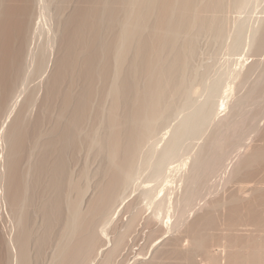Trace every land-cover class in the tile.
<instances>
[{
  "label": "bare ground",
  "instance_id": "6f19581e",
  "mask_svg": "<svg viewBox=\"0 0 264 264\" xmlns=\"http://www.w3.org/2000/svg\"><path fill=\"white\" fill-rule=\"evenodd\" d=\"M247 3L0 0V175L6 178L5 185L0 183V202L15 222L11 244L0 239L1 264H112L143 219L148 229L156 231L160 224L165 232L182 231L202 201L206 212L195 226L220 250L217 255L210 245L200 244L203 260L198 263L264 264V144L261 139L255 147L244 143L260 128L264 114V69H258L262 72L247 96L230 106L209 135L202 133L207 135L203 144L187 156L191 164L172 166L180 194L173 198L170 180L154 188L142 184L145 190L124 205L146 148L159 140L179 100H190L200 41L220 39L226 10ZM48 21L53 24L47 29ZM259 31L254 44L264 53V20ZM249 103L253 109L246 108ZM207 112L196 113L192 124L186 120L184 131L196 135L198 126H209ZM174 134L165 152L180 149L179 131ZM158 161L157 166L165 162ZM228 171L225 181L233 187L235 182L237 191H230L226 201H207L213 180ZM145 210H152L146 218ZM188 240L189 249L196 240ZM178 245L166 253L188 264V249L183 252Z\"/></svg>",
  "mask_w": 264,
  "mask_h": 264
},
{
  "label": "rangeland",
  "instance_id": "374dc122",
  "mask_svg": "<svg viewBox=\"0 0 264 264\" xmlns=\"http://www.w3.org/2000/svg\"><path fill=\"white\" fill-rule=\"evenodd\" d=\"M247 1H248V3L245 4V6L246 5L247 6L243 7L244 10L241 9V7L239 8V7L233 6V7H230L229 9H227L228 11L226 10L227 13H225V15L223 14L224 15L223 16L224 24H226V25H224V33L220 39H214L213 40V38L206 36V37H203L202 40L200 41V43H199L200 47L198 48L199 51H198V53L194 59V62H193V74L191 76L192 78H191L189 84L191 82L192 83L190 86L188 85V88H189L188 90L190 92V100H189V96H188L189 101L187 100V98L185 100L186 96L185 97L183 96L182 98L184 100L183 99L179 100L178 104H180V105H177V106H179L178 108L176 106V108H177V110H175L176 112L174 111L173 116H171L170 119H168L167 122L164 123V125H163L164 127H162V129H160L161 131L159 130L160 135H158V136L163 138L164 134L165 135L167 134L166 136H164L166 140L163 139L162 141H159L160 140V137H159L158 138L159 143H158V141L152 142V144H150L149 147L146 148L145 154H144V161L141 162L142 165L140 164L139 171H138V177H136V182H134V185L132 188L134 191L131 189L133 192L131 191L132 193H130V191H129V193H127V195L130 194L131 196L127 199V201L124 205L136 200L139 197L140 192L145 190V188L143 186L150 184L149 186L154 188L157 184L159 186L163 182L165 183L166 180H170V181L174 182L173 185L169 184V186H170L169 188L171 190L170 193L173 194V198H175V196L177 194H180L181 191H183V189L181 188L182 186H180L181 184L177 180L178 176L176 177V174L178 175V173H175V174L171 173V169H173V167H176V166H179V168H181L180 166H184L186 163L189 165L191 164L192 160L190 159L191 161H189L187 156L189 155V153L192 155V153L199 150L200 146L204 142V139H206L205 137H207V135H203V134L208 133V135H209L211 133V131L213 130V128L215 127L214 124L215 123L217 124V121L219 120V118L221 119V117L229 114V112L231 110L230 106H232V104H234V102L236 103L239 100H242V98H244L243 96L246 97L247 94L250 92L249 90H251V87H253L254 82L257 81L256 79H258V77L260 76L259 75V74H261L260 72H262L263 71L262 69H264V67H263L264 66V53H262L263 51H260L261 53L258 52L256 50V44H254V43L260 35L259 30H260V27H261L262 22L264 20V0H247ZM239 9L241 11H238ZM261 19H263V20H261ZM52 24H53V22L51 23V21H48L47 29ZM240 31H241V33H240ZM51 34H52V32L49 33V35H51ZM46 35H47V33L45 34V36ZM256 36H258V37H256ZM255 38H256V40H255ZM236 41H238V43ZM55 48H57L56 45H55ZM56 51L57 50H55V52ZM230 53L232 54V56H230ZM257 61L259 62L260 65H258L259 67L256 66V68L252 72V70H250V67L253 64L257 63ZM256 69H257V71H256ZM258 69H260L262 71H260ZM203 71L205 72V74ZM237 72L240 75L238 78L236 76ZM247 74L249 75V77ZM244 75H247V76H245V77H247V81L244 80L245 82L242 81V78L244 79V77H243ZM192 79H193V81H192ZM230 87L233 88V90ZM228 89L231 91H229ZM228 93H230L229 97L226 98L228 96ZM189 103H191V104H189ZM252 107H254V106L250 105V103H249V104H247L246 108L248 110H250V109H253ZM202 111H206V112L209 111V112H207L208 116H209V126H208V124H207V126L205 125V127H203L204 125H201V127L198 126L199 128L197 127V129H196L197 132L195 131L196 135L186 133V131H184V128H183L184 123L185 122L187 123V121L189 122L191 120L189 122V124H192L195 121L194 115L196 113L202 112ZM192 112H194V113H192ZM263 115H261L259 117V121H258L260 128L258 127L259 129L257 131L251 132L252 134L250 133L249 135L246 136L245 141H244L245 144L248 143V145H249V143H251L252 147H255L254 145H257V144L258 145L262 144V146H263V144H264L263 143L264 140H262V139H264V136H263L264 135V116ZM188 116H189V120L187 119ZM190 116H191V118H190ZM211 121L213 122V124ZM181 123H183L182 126H181ZM260 129H262L261 131H263V132H261V131L259 132ZM178 131H179V135H180V142H178V143H180L179 144L180 149L176 148L177 151L175 150V152H173V153L165 152L167 150L166 149L167 141L169 140L168 143H170L171 142L170 139L175 135L174 133L177 134ZM180 131H182V132H180ZM184 132H185V136H183ZM182 133H183V135H182ZM171 134H174V135H171ZM181 135L183 136L182 139H181ZM201 135H203L202 136L203 138L201 137ZM188 137H190V138H188ZM259 137H261V138H259ZM257 139L258 140L261 139L260 144H259L260 141L258 142ZM164 141H166V142H164ZM179 146H177V147H179ZM158 150H160V151H158ZM158 152H159V154H157ZM162 152L166 154V156L164 155L165 159L162 157V155H163ZM176 152H177V154H176ZM170 153L173 154V156ZM148 155L150 157H148ZM169 155L171 158H168ZM151 156H153V158ZM159 157L161 159H159ZM185 157L188 160V161L186 160L187 162L182 161L185 159ZM232 158H234L233 162H235V163L239 160V156H237L236 152H235V154H233ZM151 159L152 160L154 159V160L152 161ZM158 159L160 162H162V160H164L166 163L168 161L169 162L167 163V165L164 162L163 165L160 164V166H157L156 164H157ZM145 160H146V162H145ZM155 160H156V162H155ZM159 161H158V163H159ZM182 163H185V164L183 165ZM189 165H186L184 168L182 167L183 172L181 171L182 172L181 174L185 173L186 168L190 167ZM156 166L158 167L157 168L158 170L156 169ZM161 166H163V167H161ZM160 170H162V171H160ZM188 170H189V168L187 169V171ZM229 171H231V168L229 169ZM229 171H228V175L227 174L225 175V173H224V174H222V176H219V178L214 179L215 182L213 180V182H212L213 188L211 189V193L206 198V200L208 199L207 201H209L210 199H212V200H215V199L216 200H220V199L222 200L223 199L224 201H226L231 196V192L237 191V190L234 191V188L237 185V184H235V182H234L235 186L233 187V183L230 182V184H229V182L225 181L228 178L226 176H229V173H230ZM161 172L163 175H161ZM0 174H1V172H0ZM159 174H160V176H158ZM179 175H180V173H179ZM158 177H160V178H158ZM0 178H1L0 183L2 184V186L5 185L6 184V182H5L6 178L4 179L1 175H0ZM155 179L158 180L159 182L155 181ZM2 180L4 181V184H3ZM151 180H153V182ZM216 180H217V182H216ZM227 183L229 185H226ZM142 184H143V186H142ZM171 185H172V187H171ZM177 185H178L179 190L177 188ZM139 186H141L142 189L138 188ZM214 186H216V187H214ZM237 187L235 189H237ZM135 190H136V192H135ZM229 193H230V195H229ZM199 202H201V201H199ZM4 203H5L4 200H1V202H0V221H1L0 222V224H1V226H0V237H2V238H0V239L2 241L3 240L5 241V239H8L7 241L9 242V240L11 241L13 239V236L15 233L14 232L15 222H14L13 218L10 217L11 216V214L9 215L10 212L7 211V210L10 211V209H8L7 205ZM201 203H202L201 205L205 204L204 201H202ZM124 205L121 207L120 210L123 209ZM201 205H200L201 208L199 206H197L196 209L198 211L195 209V212H192V213L190 212V214L188 215V219H187L188 222L186 221L185 224L182 225V227L180 228V229H182V231L184 230L183 233H182V231H178L177 229H175V230L172 229V232H171V230H170V232L166 231L167 232L166 233L165 230L159 229V228H162L161 227L162 225H160V224L158 226H155L156 231H155L154 227H153V229H148V228L144 227V224H143L144 219H143L140 226L137 228V232H134V234H133L134 236L132 235L131 238L129 239V243H128L126 250L122 253L120 258L112 264H162L163 262L165 264H171V263L172 264L173 263L174 264H176V263L177 264H186V263H183L184 261H182V260H181L182 263H181V261H180V263L178 262L179 259H182V258H179V257L173 258V255H172L171 256L172 259H171V257H169V255L166 252H169L168 251V250H170L169 248H172L170 250L171 252H169V254L171 255L172 250H173L172 246L176 247L178 244H181L182 250L185 248L183 250V252L186 251V249H188L189 244H190L189 242H187V240L189 239L188 241H190V238L196 240V242L193 243V241H192L191 246L186 253V255L188 254L186 257L189 258L188 264H199L198 262L203 260V259L201 260V258H198V257H200V252H199L200 251V244L210 245L209 248L211 250H213V252H215V254L217 253V255H218L220 248L218 246H213L211 243H208V241H206V240H208V236L206 234H204L203 232H201V230L199 228H196V226H195L196 225L195 221L201 215H203V213L206 212V208L201 206ZM144 206H145V203H144ZM4 207H6L7 209ZM204 210H205V212H204ZM151 212H152V210H150V211L145 210V212H144L145 214L143 217H145V218L148 217L151 214ZM221 212L219 213L220 217H218V218L223 219L225 212L224 211H223V213H221ZM221 214H222V216H221ZM6 215L8 217H6ZM117 216L118 215H116L115 218ZM189 216H191V217H189ZM124 218L126 219L127 216L126 217L124 216ZM222 219H221V221L219 220V224L222 222ZM172 220L174 221V218ZM113 225H115V222ZM3 226H4V228H2ZM7 229L8 230L10 229V230L8 231ZM150 230H151V232H150ZM157 231L161 232V233H158ZM163 231L166 233L165 235H162V234H164ZM8 232L9 233L12 232V237H11V233H10V236L8 235L9 234ZM180 232L184 236L182 234H180ZM4 237H6V238H4ZM177 237H178V239H177ZM176 239L178 242L176 241ZM180 240H182V241L180 242ZM4 241H3V244L5 242H7V241H5V242ZM171 242H173L174 245ZM168 245H169V247H168ZM170 245H171V247H170ZM178 246H180V245H178ZM11 247L13 249V246H11ZM12 249H11V252L14 253L15 251H13ZM180 250H181V248H180ZM0 254L3 255V252H0ZM173 259L175 262L173 261ZM0 264H1V258H0Z\"/></svg>",
  "mask_w": 264,
  "mask_h": 264
}]
</instances>
